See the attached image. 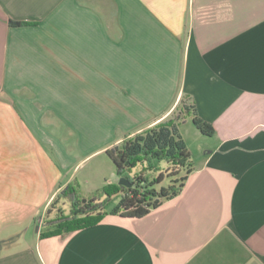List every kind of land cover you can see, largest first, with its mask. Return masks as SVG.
<instances>
[{"label":"crops","instance_id":"crops-1","mask_svg":"<svg viewBox=\"0 0 264 264\" xmlns=\"http://www.w3.org/2000/svg\"><path fill=\"white\" fill-rule=\"evenodd\" d=\"M186 98L215 135L180 126L177 198L40 237L69 183L105 186L90 159ZM0 244V264H264V0H0Z\"/></svg>","mask_w":264,"mask_h":264},{"label":"trees","instance_id":"trees-1","mask_svg":"<svg viewBox=\"0 0 264 264\" xmlns=\"http://www.w3.org/2000/svg\"><path fill=\"white\" fill-rule=\"evenodd\" d=\"M187 102L186 98L180 111L169 120L107 150L117 174L126 178L131 187L109 183L91 198H86L80 183L74 180L57 195L44 221L40 223L38 220V227H42L40 237L65 236L92 227L109 211L112 215L141 218L166 201L177 198L194 169L180 126L191 117L194 126L204 136L215 135L214 127L198 116L194 104L188 105ZM166 179L169 184L164 186ZM2 248L0 244V253Z\"/></svg>","mask_w":264,"mask_h":264},{"label":"rangeland","instance_id":"rangeland-1","mask_svg":"<svg viewBox=\"0 0 264 264\" xmlns=\"http://www.w3.org/2000/svg\"><path fill=\"white\" fill-rule=\"evenodd\" d=\"M187 127L195 131V128L192 122H189ZM90 170L94 171V173L97 174L96 177L98 176V180L96 181L95 184H98L101 186L103 184L106 185L109 183L118 184L120 180L123 178V176L117 175V172H115L116 169H115L113 162L110 160V158H107L105 154L95 156L86 163V167L84 171L88 172ZM168 184H169V180L166 179L163 185L167 186ZM80 185H81L82 191L84 192L85 197L88 198V195H90V193L88 192V189H87L88 187L85 181H81ZM89 197L91 198L92 195ZM112 207L113 205L111 206L110 209H112ZM65 210H67V208H65Z\"/></svg>","mask_w":264,"mask_h":264},{"label":"water","instance_id":"water-1","mask_svg":"<svg viewBox=\"0 0 264 264\" xmlns=\"http://www.w3.org/2000/svg\"><path fill=\"white\" fill-rule=\"evenodd\" d=\"M121 185L129 186L131 187L132 185L128 182L126 178H122L119 182Z\"/></svg>","mask_w":264,"mask_h":264}]
</instances>
